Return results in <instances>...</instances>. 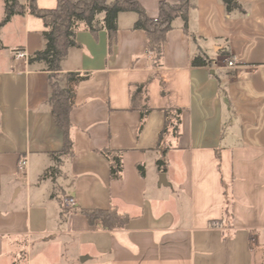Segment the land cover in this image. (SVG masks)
<instances>
[{"label": "crops", "instance_id": "crops-1", "mask_svg": "<svg viewBox=\"0 0 264 264\" xmlns=\"http://www.w3.org/2000/svg\"><path fill=\"white\" fill-rule=\"evenodd\" d=\"M136 1L155 19L161 2L177 0ZM236 2L241 10L227 12L222 0H189L187 33L174 20L160 68L132 30L135 13L118 15L110 49L104 30L76 32L58 86L69 73L88 78L68 115L72 154L58 163L48 73L13 57L43 48L42 22L24 13L0 29V264H256L255 245L264 260V0ZM56 3L36 0L44 10ZM199 53L209 66L192 67ZM167 108L182 110L179 136L158 149ZM105 149L122 152L120 180L110 179ZM111 207L129 217L124 228L103 230L82 213Z\"/></svg>", "mask_w": 264, "mask_h": 264}, {"label": "trees", "instance_id": "trees-1", "mask_svg": "<svg viewBox=\"0 0 264 264\" xmlns=\"http://www.w3.org/2000/svg\"><path fill=\"white\" fill-rule=\"evenodd\" d=\"M227 12L241 10L236 0H222ZM189 0H177L174 4L161 2L158 6V15L155 19L146 16L144 10L136 0H57L56 7L50 10L39 9L36 0H3V17L0 21V29L7 24L15 15L27 13L41 20L43 25L42 38L43 48L28 57V65H40L41 69L48 73L51 87L50 100L52 102V115L57 128L63 135V149L54 155L58 163V156L69 157L72 154L71 124L69 122V111L73 105L75 86L88 78L86 74L69 73L66 75V88L58 86L57 74L60 72L61 63L65 59L68 50L76 46L75 34L79 30L96 34L104 30L108 36L109 49L114 43L117 32V17L120 13H135L137 19L132 30H141L146 36V53L151 56L154 67L162 66L163 47L166 35L172 29V23L176 19L183 22L182 29L187 33L188 28ZM210 61L202 53L196 55L192 61V67L209 66ZM144 90L143 85L136 86L130 96L131 108L136 107V99ZM145 92V91H144ZM161 94L164 95L162 86ZM147 98L144 97V105L139 109V129L144 125L150 110L146 105ZM180 108H167L164 110V126L159 133L157 148L162 145L163 137L171 134L179 136ZM99 153L109 163V174L111 180H120L122 177V152L109 149L101 150ZM164 153V151H163ZM159 170L164 171L163 160L156 162ZM140 175L143 168L138 166ZM55 173V168L45 170L42 179H46ZM226 202L227 194L224 193ZM90 225L96 224L103 230L122 229L127 224L129 217L120 214L116 208L90 209L82 211Z\"/></svg>", "mask_w": 264, "mask_h": 264}, {"label": "built area", "instance_id": "built-area-1", "mask_svg": "<svg viewBox=\"0 0 264 264\" xmlns=\"http://www.w3.org/2000/svg\"><path fill=\"white\" fill-rule=\"evenodd\" d=\"M13 57L16 60H20V59L27 60V56L24 53H14ZM225 62H226V66L228 68H234L235 67V63L231 59H226ZM25 166H26V160L25 159H20L18 161V163H17L18 172L23 173L24 170H25ZM63 205L66 208L71 209V208H73L75 206V202H74L73 199L67 198V199H65L63 201Z\"/></svg>", "mask_w": 264, "mask_h": 264}, {"label": "rangeland", "instance_id": "rangeland-1", "mask_svg": "<svg viewBox=\"0 0 264 264\" xmlns=\"http://www.w3.org/2000/svg\"><path fill=\"white\" fill-rule=\"evenodd\" d=\"M254 247V252H255V258H256V264H264V260L261 261V253H262V249L259 245H255L253 246ZM263 257H264V254H263Z\"/></svg>", "mask_w": 264, "mask_h": 264}, {"label": "water", "instance_id": "water-1", "mask_svg": "<svg viewBox=\"0 0 264 264\" xmlns=\"http://www.w3.org/2000/svg\"><path fill=\"white\" fill-rule=\"evenodd\" d=\"M162 180H164V175L163 174H161L160 177H159L160 183H162Z\"/></svg>", "mask_w": 264, "mask_h": 264}]
</instances>
